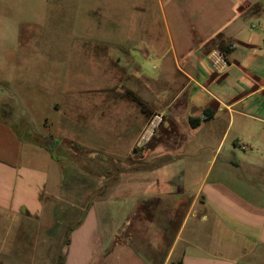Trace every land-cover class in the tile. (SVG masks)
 Returning a JSON list of instances; mask_svg holds the SVG:
<instances>
[{
  "label": "crops",
  "instance_id": "obj_1",
  "mask_svg": "<svg viewBox=\"0 0 264 264\" xmlns=\"http://www.w3.org/2000/svg\"><path fill=\"white\" fill-rule=\"evenodd\" d=\"M159 5L157 14L135 5L129 27L120 19L114 30V67L103 81L115 79L119 100L134 93L125 97L130 111L90 115L88 95L69 94L59 118L68 148L120 161L96 174L101 185L81 204L62 189V177L76 182L78 172H62L55 150L20 132L23 110L13 120L0 112V260L264 264V0ZM214 49L228 55L222 74L209 61ZM155 110L164 123L137 156L135 138ZM59 119L52 130L61 131ZM61 207L78 216L56 240Z\"/></svg>",
  "mask_w": 264,
  "mask_h": 264
},
{
  "label": "rangeland",
  "instance_id": "obj_2",
  "mask_svg": "<svg viewBox=\"0 0 264 264\" xmlns=\"http://www.w3.org/2000/svg\"><path fill=\"white\" fill-rule=\"evenodd\" d=\"M144 4L148 6L147 11L160 13L159 0H0V112L13 120L16 112L22 115L23 110L22 123L14 120L20 132L49 147L54 146L55 139L58 141L54 150L62 172L65 169L72 177L76 172L80 176L76 182L66 183L62 177V189L74 193L69 196L74 203L81 204L86 193L101 185L97 173L114 172L120 167V161L115 163L113 156L100 157L101 152L92 154L80 147L68 148L71 142L64 137L65 123L59 118L71 94L88 95L90 115L96 114L98 109L106 117L130 111L132 104L125 97L130 99L134 93L124 91L121 95L125 101L119 100L115 79L104 82L103 78L114 67L111 51L116 45L114 30L118 21L121 19L122 27L128 28L134 6L140 8ZM73 101L80 107L79 98ZM97 101L100 106H95ZM32 117L34 126L29 123ZM57 119L61 131L50 128ZM44 121L47 129H43ZM141 131L135 138L134 149L137 156L144 157L153 141L145 149L136 148ZM73 150L78 153L73 154ZM82 173L86 179L81 177ZM112 184L110 177L105 191L108 192ZM63 209L58 211V218L64 227L54 226L56 234L63 233L54 237L56 240L67 236L69 228L66 226L78 216V208H74L73 218L67 219L70 214ZM56 247L57 244H51L50 252L56 251ZM13 254L15 257L17 252ZM36 261L1 259L0 264H34ZM44 262L50 263L49 260Z\"/></svg>",
  "mask_w": 264,
  "mask_h": 264
},
{
  "label": "built area",
  "instance_id": "obj_3",
  "mask_svg": "<svg viewBox=\"0 0 264 264\" xmlns=\"http://www.w3.org/2000/svg\"><path fill=\"white\" fill-rule=\"evenodd\" d=\"M209 61L212 69L217 74L224 73L229 66L228 55L226 51L220 49H214L209 53ZM164 120V112L156 110L151 113L137 138L136 148L145 149L155 138L156 134L164 123Z\"/></svg>",
  "mask_w": 264,
  "mask_h": 264
},
{
  "label": "trees",
  "instance_id": "obj_4",
  "mask_svg": "<svg viewBox=\"0 0 264 264\" xmlns=\"http://www.w3.org/2000/svg\"><path fill=\"white\" fill-rule=\"evenodd\" d=\"M196 121H197V119H195V118H191V124L193 125V126H195L196 125ZM53 141V140H52ZM58 141L55 139L54 141H53V143H54V146H48V145H44L47 149H50L51 151H53L54 150V147L55 146H57V143ZM57 158V157H56ZM177 264H183L182 263V261H179Z\"/></svg>",
  "mask_w": 264,
  "mask_h": 264
}]
</instances>
